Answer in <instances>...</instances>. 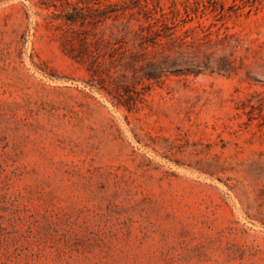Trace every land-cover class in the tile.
Returning <instances> with one entry per match:
<instances>
[{"label": "rangeland", "instance_id": "rangeland-1", "mask_svg": "<svg viewBox=\"0 0 264 264\" xmlns=\"http://www.w3.org/2000/svg\"><path fill=\"white\" fill-rule=\"evenodd\" d=\"M147 9L210 67L128 111ZM0 264H264V0H0Z\"/></svg>", "mask_w": 264, "mask_h": 264}, {"label": "trees", "instance_id": "trees-1", "mask_svg": "<svg viewBox=\"0 0 264 264\" xmlns=\"http://www.w3.org/2000/svg\"><path fill=\"white\" fill-rule=\"evenodd\" d=\"M173 15V12L165 13L162 10H144L143 22L134 19L138 22L137 28L125 33L130 38L123 37L115 43L117 46L111 49L110 58H114L124 69L123 84H116L124 91L125 96L112 97L109 92H105L114 106H122L131 111L141 100V92L131 91L133 96L129 95L130 90L124 85L128 81L132 85L141 82L160 83L168 76H197L210 67L200 63L180 64L177 59L171 57L173 29L176 27ZM68 21L73 22L72 19ZM129 26L130 24L127 25V30Z\"/></svg>", "mask_w": 264, "mask_h": 264}]
</instances>
